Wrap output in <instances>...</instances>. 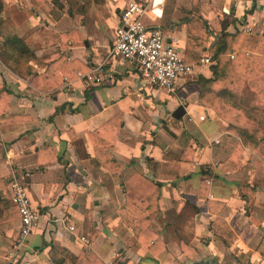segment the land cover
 Instances as JSON below:
<instances>
[{
	"label": "crops",
	"instance_id": "crops-1",
	"mask_svg": "<svg viewBox=\"0 0 264 264\" xmlns=\"http://www.w3.org/2000/svg\"><path fill=\"white\" fill-rule=\"evenodd\" d=\"M129 1L0 0L34 53L14 67L0 59L12 115L0 123V190L9 200L12 172L27 173L39 214L20 246V217L0 223V264H78L83 254L80 264H264V175L250 148L233 157L241 140L198 83L213 75L199 60L225 19L226 33L264 36V0H152L145 23L195 65L174 93L110 54ZM100 65L102 82L81 77ZM135 218L156 243L138 240ZM218 218L236 236L230 245L214 231Z\"/></svg>",
	"mask_w": 264,
	"mask_h": 264
},
{
	"label": "trees",
	"instance_id": "trees-1",
	"mask_svg": "<svg viewBox=\"0 0 264 264\" xmlns=\"http://www.w3.org/2000/svg\"><path fill=\"white\" fill-rule=\"evenodd\" d=\"M198 11L199 3L197 1L195 12ZM2 12L3 3L0 2V36L2 37L0 59L5 65L14 67L20 61L33 57L34 53L22 39V30L17 26L7 24L1 18ZM228 22L229 20L225 19L223 32L210 48L214 62L210 66L213 75L210 77L198 76L199 97L206 106L213 108L228 123V131L241 140L233 157L238 158L244 148L248 147L260 157V167L264 168V36L248 34L243 31L226 33ZM207 29L210 34H213L209 27ZM195 37V33L192 30L189 31L187 45L190 48L199 42ZM232 53L235 54L234 59L231 58ZM192 56H198L197 60L200 58L199 54H192ZM187 61L189 62V60ZM9 98L10 90L7 84L3 83L0 85V123L12 120L10 118L12 115L8 111ZM8 188L9 200L0 190V223L17 216L20 217L19 211L12 202L10 183ZM249 202L252 204V201ZM131 221L130 224L140 242L150 244L158 241V236L155 233L146 227L138 226L142 220L135 218ZM148 221L149 219H146L143 224H147ZM214 231L228 245L236 237L222 218L216 220ZM86 257L83 254L81 262ZM195 258L198 260L199 255H196ZM209 259L198 260L196 263L216 264L213 257ZM81 262L79 261L78 264Z\"/></svg>",
	"mask_w": 264,
	"mask_h": 264
},
{
	"label": "built area",
	"instance_id": "built-area-1",
	"mask_svg": "<svg viewBox=\"0 0 264 264\" xmlns=\"http://www.w3.org/2000/svg\"><path fill=\"white\" fill-rule=\"evenodd\" d=\"M154 3L152 0H131L122 12L121 23L116 30V38L110 54L121 57L129 62L137 63L141 78L152 85L166 88L171 93L176 92L177 81L195 71V65L189 63L174 41L168 40L160 27H149L144 17ZM235 54H231L234 59ZM213 63L210 55L202 56L199 65ZM104 66L100 65L81 77L90 83L103 81L101 73ZM203 116L201 119H204ZM28 174L13 171L10 180L12 202L20 213L21 231L20 245L33 232L39 214L32 204L29 194ZM64 218L63 221H66ZM74 231L75 226H70ZM83 240L87 241L85 237ZM14 254V253H13ZM108 264H115L114 261Z\"/></svg>",
	"mask_w": 264,
	"mask_h": 264
},
{
	"label": "rangeland",
	"instance_id": "rangeland-1",
	"mask_svg": "<svg viewBox=\"0 0 264 264\" xmlns=\"http://www.w3.org/2000/svg\"><path fill=\"white\" fill-rule=\"evenodd\" d=\"M254 154V156H255V158H254V160L256 161V164H258L259 166H258V169H257V177H258V179L259 178H261V177H263V175H264V168L262 167H260V157H258L255 153H253ZM239 157H240V155H239ZM238 157V158H239ZM253 160H250V162H252ZM262 181H263V179H262ZM261 181V182H262Z\"/></svg>",
	"mask_w": 264,
	"mask_h": 264
},
{
	"label": "water",
	"instance_id": "water-1",
	"mask_svg": "<svg viewBox=\"0 0 264 264\" xmlns=\"http://www.w3.org/2000/svg\"><path fill=\"white\" fill-rule=\"evenodd\" d=\"M175 113L173 115L174 118L180 120L186 113L185 107L183 105L179 106L177 109H175Z\"/></svg>",
	"mask_w": 264,
	"mask_h": 264
}]
</instances>
